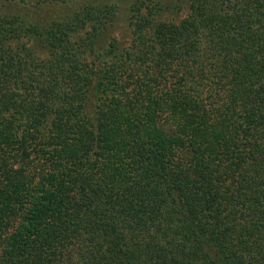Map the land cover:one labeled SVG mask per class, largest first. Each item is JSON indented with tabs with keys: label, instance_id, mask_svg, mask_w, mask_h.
Masks as SVG:
<instances>
[{
	"label": "trees",
	"instance_id": "1",
	"mask_svg": "<svg viewBox=\"0 0 264 264\" xmlns=\"http://www.w3.org/2000/svg\"><path fill=\"white\" fill-rule=\"evenodd\" d=\"M127 4L0 0V264H264V0Z\"/></svg>",
	"mask_w": 264,
	"mask_h": 264
},
{
	"label": "rangeland",
	"instance_id": "2",
	"mask_svg": "<svg viewBox=\"0 0 264 264\" xmlns=\"http://www.w3.org/2000/svg\"><path fill=\"white\" fill-rule=\"evenodd\" d=\"M100 1V0H96ZM107 3H116L117 8H118V15H119V21L114 25L113 28V35L117 37L119 41L126 42L128 39V25H127V3H129L131 0H103ZM74 5H67V6H53V7H43L39 11H33L30 9H19L15 6L14 11L23 14V15H28L29 17L33 16L34 18L37 19V21H44L47 19H53V18H59L64 16L65 14L69 13ZM1 8V7H0ZM4 9V8H3ZM184 9H181L177 14L175 15H161L160 17L169 19L173 18L174 20H178L184 13Z\"/></svg>",
	"mask_w": 264,
	"mask_h": 264
}]
</instances>
